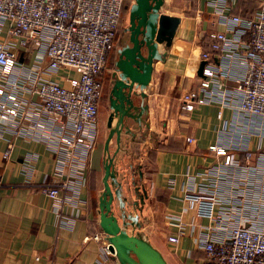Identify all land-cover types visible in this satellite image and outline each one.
I'll return each mask as SVG.
<instances>
[{
  "label": "built area",
  "instance_id": "1",
  "mask_svg": "<svg viewBox=\"0 0 264 264\" xmlns=\"http://www.w3.org/2000/svg\"><path fill=\"white\" fill-rule=\"evenodd\" d=\"M207 4L215 17L211 24L222 29L207 32L198 85L181 94L179 108L217 104L264 119V3L250 16L231 13L228 0ZM121 9L122 0H0L2 159H10L15 138L42 143L51 153L52 169L43 180H35L36 153H26L19 169L26 186L49 198L60 228L75 222L65 208L81 211L85 204L81 189L97 142L101 75ZM236 134L238 140L209 146L221 161L186 174L183 211L208 220L197 235L204 264H264V190L249 177L259 170L263 175L264 163L250 165L254 153L241 131ZM261 154L256 156L263 162ZM183 229L179 222L178 233L167 240L178 242ZM91 238L99 243L93 264H119L105 234Z\"/></svg>",
  "mask_w": 264,
  "mask_h": 264
},
{
  "label": "crops",
  "instance_id": "2",
  "mask_svg": "<svg viewBox=\"0 0 264 264\" xmlns=\"http://www.w3.org/2000/svg\"><path fill=\"white\" fill-rule=\"evenodd\" d=\"M209 0H164L162 13L179 18V23L167 46H163L162 61H153L151 79L144 89L146 96L135 97L134 120L128 119V132L122 130L119 143L115 135L108 141L113 156V169L122 183V194L135 208L139 227L129 226L128 233L146 239L167 264H204V251L197 246L198 225L208 224L192 210L183 211L184 186L187 175L221 161L209 150L216 142L228 139L242 141L254 153L250 165L261 167L258 153L264 157V119L245 117L231 107L217 104L197 105L192 111L179 108L183 92L198 85L199 54L207 48V32L222 26L211 24L215 19ZM230 12L252 15L264 0H228ZM128 6L133 0H126ZM243 14V15H242ZM128 20L120 23L125 28ZM123 32L116 36L105 70L101 75L102 94L99 105H106L105 117L99 113L97 142L90 153L85 172L81 211L65 208L66 216L75 219L71 229L57 226L56 214L49 198L23 183L19 162L26 153H36L35 180L46 178L52 169L53 157L42 143L13 139L10 159H2L6 148L0 142V264H93L99 253V243L91 238L104 234L99 226L98 198L103 189L104 144L108 136L107 117L110 80L116 49ZM135 92H139L135 89ZM142 106V107H141ZM141 107V108H140ZM221 111L220 117L217 115ZM116 117L112 121L115 125ZM191 137L193 141L187 142ZM262 145L260 149L258 146ZM228 152L242 158L241 151ZM249 175L264 190V174ZM172 183V184H171ZM116 207V203L114 204ZM178 242L167 240L179 231Z\"/></svg>",
  "mask_w": 264,
  "mask_h": 264
},
{
  "label": "water",
  "instance_id": "3",
  "mask_svg": "<svg viewBox=\"0 0 264 264\" xmlns=\"http://www.w3.org/2000/svg\"><path fill=\"white\" fill-rule=\"evenodd\" d=\"M164 0H133L128 8V24L116 49L110 80L107 117L108 136L104 144L103 189L98 198L99 226L109 243V250L119 264H167L161 254L140 235L128 233L129 226L139 227L137 216L131 214L136 202L122 194V183L113 169V156L108 141L115 135L119 143L122 130L128 132V119L134 120L135 97L144 98L152 73L153 61L164 58L179 18L162 13ZM203 62L197 74L201 75ZM138 89L139 92H135ZM142 107V106H141ZM140 107V108H141ZM116 117L115 125L112 121ZM116 203V207L114 204ZM128 207H132L128 210Z\"/></svg>",
  "mask_w": 264,
  "mask_h": 264
},
{
  "label": "trees",
  "instance_id": "4",
  "mask_svg": "<svg viewBox=\"0 0 264 264\" xmlns=\"http://www.w3.org/2000/svg\"><path fill=\"white\" fill-rule=\"evenodd\" d=\"M128 8H129V6H128V4L126 3V0H122L121 15H120L119 24H118L117 29H116L115 37H114V40H113V47H114V41H115V39H116V36H117L119 33L123 32V29L120 28V23H121V20H122L123 15H124V12H127V11H128ZM242 15H243V14H242ZM244 16H248V15H244ZM249 16H250V15H249ZM113 47H112V49H113ZM112 49H111V50H112ZM111 50H110V52H111ZM110 52H109V54H110ZM109 54H108V56H109ZM108 56H107V59H108ZM107 59H106V62H107Z\"/></svg>",
  "mask_w": 264,
  "mask_h": 264
},
{
  "label": "rangeland",
  "instance_id": "5",
  "mask_svg": "<svg viewBox=\"0 0 264 264\" xmlns=\"http://www.w3.org/2000/svg\"><path fill=\"white\" fill-rule=\"evenodd\" d=\"M127 17H128V11L127 12H124V15H123V17H122V20H121V22L124 20V22H125V19H126V21H127ZM123 30H124V28H122ZM63 73V72H62ZM106 105H99V113L102 115V116H104L105 117V112H106V107H105Z\"/></svg>",
  "mask_w": 264,
  "mask_h": 264
}]
</instances>
